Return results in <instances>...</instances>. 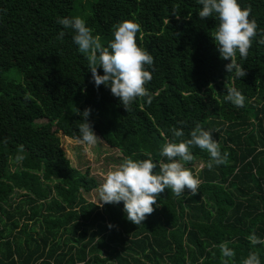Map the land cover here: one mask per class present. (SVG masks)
<instances>
[{
  "label": "trees",
  "instance_id": "1",
  "mask_svg": "<svg viewBox=\"0 0 264 264\" xmlns=\"http://www.w3.org/2000/svg\"><path fill=\"white\" fill-rule=\"evenodd\" d=\"M237 3L251 5L258 26L247 59L237 51L247 73L240 79L226 71L230 60L211 37L218 21L199 18L198 0H0V264H222V243L235 253L230 264L250 252L264 264V243L248 239L254 231L264 240V0ZM63 17L82 18L104 47L114 25L138 23L137 45L154 59L145 65L152 103L137 98L126 111L108 87L97 88L74 32L57 22ZM229 87L245 97L243 107L224 99ZM86 108L122 163L147 154L167 162L160 151L171 129L187 139L196 123L214 131L228 162L197 172L210 156L191 147L195 160L185 166L200 180L198 193L165 189L136 225L122 201L98 207L84 199L96 182L60 147L57 133L77 142L75 111Z\"/></svg>",
  "mask_w": 264,
  "mask_h": 264
},
{
  "label": "clouds",
  "instance_id": "2",
  "mask_svg": "<svg viewBox=\"0 0 264 264\" xmlns=\"http://www.w3.org/2000/svg\"><path fill=\"white\" fill-rule=\"evenodd\" d=\"M198 3L202 5L198 12L200 19L214 17L218 21L217 29L211 37L220 58L230 60V63L225 65L226 71L233 73V79L246 76L242 64L237 63L236 54L238 51L240 58L246 60L252 41L258 36L256 21L249 20L251 5L241 9L237 0H198ZM57 22L64 29H71L74 32L73 42L79 51L86 55L88 71L91 72L92 81L97 88L100 85L108 87L113 96L119 98L126 111L131 110L137 98H144L149 105L152 103L153 96L145 87V84L152 80V73L146 70L145 65H153L154 59L137 45L136 36L141 30L138 23L126 20L114 25V39L104 47L100 37L93 36L92 29L86 26L82 18L63 17ZM64 35L65 33L61 31L57 39ZM259 37L257 42L264 45V30L260 31ZM98 68L103 69V75L98 74ZM224 99L235 106H244L245 97L235 87L227 89ZM75 113L81 116L76 141L84 146L85 154L91 157V146L101 142L89 120L91 109L86 108L82 113L76 109ZM171 132L172 138L166 141L160 151V156L166 157L167 162L162 160L154 162L150 154H147L148 159L143 160L126 157L118 167L103 174V182L97 189L98 199L95 205L103 207L105 204H118L122 201L127 219L140 225L146 216L154 211L153 205L160 206L157 204V198L165 189H171L177 196L185 193V189L191 196L198 193L200 180L185 166L195 160L191 147L206 150L210 156L206 163L200 162L197 172L204 167L211 170L214 165L228 162L229 154L220 151L217 140L212 138L213 130H206L196 123L188 133L190 138L180 139L185 136L183 128H173ZM23 159L22 155H17L15 162H21ZM157 167L159 172L154 173L153 170ZM108 226L113 227L111 224ZM248 239L253 245L264 243L254 231ZM219 248L222 264H230L235 255L234 251L226 243L220 244ZM242 264L261 262L256 252H250Z\"/></svg>",
  "mask_w": 264,
  "mask_h": 264
},
{
  "label": "rangeland",
  "instance_id": "3",
  "mask_svg": "<svg viewBox=\"0 0 264 264\" xmlns=\"http://www.w3.org/2000/svg\"><path fill=\"white\" fill-rule=\"evenodd\" d=\"M60 147L65 152L70 164L80 169H88L89 175L95 180L96 186L87 193H83L84 199L95 204L98 199L97 189L103 182V174L110 169H115L122 163V155L113 148L107 147L103 142L91 146L92 156L85 154L84 146L74 140L57 133Z\"/></svg>",
  "mask_w": 264,
  "mask_h": 264
}]
</instances>
